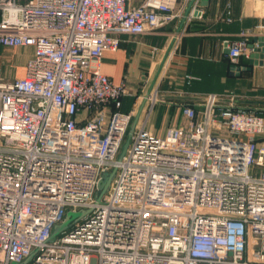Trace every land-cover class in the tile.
Wrapping results in <instances>:
<instances>
[{
    "label": "built area",
    "instance_id": "2783aa9c",
    "mask_svg": "<svg viewBox=\"0 0 264 264\" xmlns=\"http://www.w3.org/2000/svg\"><path fill=\"white\" fill-rule=\"evenodd\" d=\"M183 1L0 0V49H32L22 76L0 66V264H264V115L209 93L160 136L153 87L130 134L132 91L99 66ZM259 36L264 21L227 44L232 66Z\"/></svg>",
    "mask_w": 264,
    "mask_h": 264
},
{
    "label": "crops",
    "instance_id": "0c3cea01",
    "mask_svg": "<svg viewBox=\"0 0 264 264\" xmlns=\"http://www.w3.org/2000/svg\"><path fill=\"white\" fill-rule=\"evenodd\" d=\"M262 1H183L182 15L172 22L152 32L122 35L118 49L105 51L100 69L115 83L124 82L131 89L121 110L135 109L133 124L143 119L146 99L153 87L158 88L159 97L147 126L160 136L186 122L183 104L198 108L209 93L236 95V106L253 108L264 115V62L238 74L232 71L227 56L230 41L264 21L260 13ZM195 5L201 12L187 17ZM180 28L182 33L175 46L173 36ZM31 52V48H1L0 66L5 76H22ZM261 54L260 59L264 60ZM17 59L22 60L19 66ZM249 63V59L241 57L237 67H247ZM189 74L195 77L190 83L186 81Z\"/></svg>",
    "mask_w": 264,
    "mask_h": 264
},
{
    "label": "water",
    "instance_id": "95a60500",
    "mask_svg": "<svg viewBox=\"0 0 264 264\" xmlns=\"http://www.w3.org/2000/svg\"><path fill=\"white\" fill-rule=\"evenodd\" d=\"M256 40H259V44L262 46V48H261V52H262L261 56H264V36H259V37L255 38V41H256ZM252 45H253V44H251V46H252ZM228 52H229V51L227 50V53H228ZM259 58H260V53H255V54L253 55V57L251 58V60H250L249 66H247V67H246V66H244V67H239V66H238V67H235V66H233V67H232V71H233L234 73H235V71H236V72H238V74H240V72L243 71V70H244V71H245V70H248V69L250 70V69H252V66H253V65L258 64L259 62H260V63H263V62H264V60H263L262 58H261V59H259ZM134 126H135V123L132 125L131 131H130V134L132 133ZM127 146H128V141L125 143V146H124V149H123L122 155L124 154V152H125ZM122 155H121V156H122ZM113 176H114V171H112V172H110V173H106V174L104 175L103 179L101 180L100 186H99V191H98V195H97L98 199L102 198L103 195L108 191ZM65 225H66V224H65ZM63 226H64V225H62L61 227H57V229L54 231V235H57V233L59 232V230H60Z\"/></svg>",
    "mask_w": 264,
    "mask_h": 264
},
{
    "label": "rangeland",
    "instance_id": "374dc122",
    "mask_svg": "<svg viewBox=\"0 0 264 264\" xmlns=\"http://www.w3.org/2000/svg\"><path fill=\"white\" fill-rule=\"evenodd\" d=\"M7 50H9V49H7ZM9 55V54H8ZM19 59V58H18ZM17 59V61H16V63H18L17 64V66H19V63H21L22 62V60H18ZM17 69V68H16ZM13 72H14V70H13ZM8 78H10V77H8ZM62 226V224H60V225H58V227H61Z\"/></svg>",
    "mask_w": 264,
    "mask_h": 264
}]
</instances>
